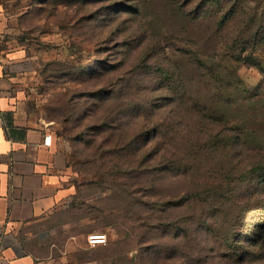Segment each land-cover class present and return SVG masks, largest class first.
<instances>
[{"label":"rangeland","instance_id":"rangeland-1","mask_svg":"<svg viewBox=\"0 0 264 264\" xmlns=\"http://www.w3.org/2000/svg\"><path fill=\"white\" fill-rule=\"evenodd\" d=\"M0 49L18 53L29 109L56 133L71 124L65 87L77 86L58 82L61 70L73 76L81 58L132 84L131 118L163 125L173 164L134 208L71 161L69 195L20 233L40 264H264V0H0ZM225 92L236 99L224 116ZM90 233L107 243L90 246Z\"/></svg>","mask_w":264,"mask_h":264},{"label":"trees","instance_id":"trees-1","mask_svg":"<svg viewBox=\"0 0 264 264\" xmlns=\"http://www.w3.org/2000/svg\"><path fill=\"white\" fill-rule=\"evenodd\" d=\"M88 63L90 62H83L80 58L76 61L73 76L69 70H61L62 75L57 80L69 81L71 77V81L77 82V86L72 89L66 86L64 93L68 104H72L66 116L67 122L71 124L65 130L57 131L60 137L67 135L71 143L72 150L68 154L67 166L72 161V167L83 177L85 183L90 181L99 186L108 194L106 197L116 196L134 208L138 205L146 206L151 198L156 197V174L158 171L170 169L173 165L170 163L171 157L162 154V150L165 151V140L161 141L158 135H161L163 125L156 123L153 128L147 127V122L141 120L142 114L138 110L135 116L138 119H132L130 113L134 107L131 100L133 85L108 78L110 70L105 67L87 69ZM230 67L226 63L222 66L229 73V77L232 70ZM261 67L264 71L262 65ZM204 68L209 71V78H221V71L217 69L215 62L211 66L206 63ZM234 80H227L226 84ZM84 83L90 84L84 88ZM235 97V94L228 92L220 95L215 105L223 106L219 110L221 115L234 113L230 109ZM248 103L247 101L246 104ZM203 108L204 106L201 107ZM155 139L158 140L151 145V141ZM200 141L194 139L193 147L197 148ZM160 158L168 160L164 162L163 168L157 163ZM255 171L253 168L251 177L257 186L260 176ZM167 202L162 203L166 205ZM162 217L164 216L158 218L160 225L167 223ZM137 222L136 218L130 224Z\"/></svg>","mask_w":264,"mask_h":264},{"label":"crops","instance_id":"crops-1","mask_svg":"<svg viewBox=\"0 0 264 264\" xmlns=\"http://www.w3.org/2000/svg\"><path fill=\"white\" fill-rule=\"evenodd\" d=\"M17 55L0 49V264H40L20 233L69 195L70 149L30 111Z\"/></svg>","mask_w":264,"mask_h":264},{"label":"built area","instance_id":"built-area-1","mask_svg":"<svg viewBox=\"0 0 264 264\" xmlns=\"http://www.w3.org/2000/svg\"><path fill=\"white\" fill-rule=\"evenodd\" d=\"M87 240L90 246L103 245L107 243V236L105 233H90Z\"/></svg>","mask_w":264,"mask_h":264}]
</instances>
